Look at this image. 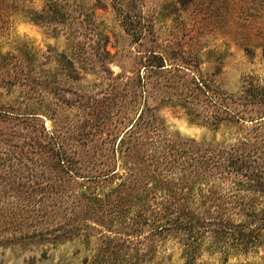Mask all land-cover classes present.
Masks as SVG:
<instances>
[{
  "label": "trees",
  "instance_id": "16d2710c",
  "mask_svg": "<svg viewBox=\"0 0 264 264\" xmlns=\"http://www.w3.org/2000/svg\"><path fill=\"white\" fill-rule=\"evenodd\" d=\"M13 2L0 0V36L20 13L33 22L53 19L51 5ZM148 53L144 75L129 77L119 92L83 94L75 105L61 99L64 83L31 66V48L3 51L0 41V90L22 92L16 102L0 99V121H14L10 129L0 123V189L22 207L13 223L24 229L0 238V246L79 241L94 243L82 264H149L175 244L185 264H194L205 252L226 260L263 245L264 141L257 128L264 126V82L247 81L233 93L194 73L166 77L163 54ZM66 59L56 69L65 82L75 77ZM161 93L160 103L148 102ZM161 104L236 137L170 134ZM245 123L251 126L244 130ZM8 136L21 140L6 144Z\"/></svg>",
  "mask_w": 264,
  "mask_h": 264
},
{
  "label": "rangeland",
  "instance_id": "374dc122",
  "mask_svg": "<svg viewBox=\"0 0 264 264\" xmlns=\"http://www.w3.org/2000/svg\"><path fill=\"white\" fill-rule=\"evenodd\" d=\"M12 5L36 10L51 5V21L33 22L17 14L0 41L3 51L16 44L31 48L35 52L31 66L49 70L51 80L64 83L68 89L60 97L75 105L83 94L119 92L129 77L144 75L148 50L163 54L166 77L194 73L233 93L247 81L264 82V0H14ZM66 57L72 59L75 76L67 82L56 71L66 65ZM117 74L122 79L115 80ZM163 80L167 83V78ZM21 95L18 89L10 94L0 90L1 100L16 102ZM162 97L155 95L148 102L160 103ZM138 102L141 106L143 96ZM161 105L159 115L170 134L219 142L236 137L191 122L179 106ZM13 122L0 121L8 123V129ZM45 124L51 127V118L45 117ZM249 126L245 123L242 128ZM257 131L258 142L264 141L260 139L264 126ZM8 140L6 144L19 143L21 138L8 136ZM14 201L10 192L0 189V238L24 230L13 223L22 218V207L16 208ZM93 245L74 241L54 248L30 242L0 246V264H82L84 256L92 255L88 250ZM149 264H185V259L175 244H168ZM194 264H264V243L258 250L226 260L205 252Z\"/></svg>",
  "mask_w": 264,
  "mask_h": 264
}]
</instances>
